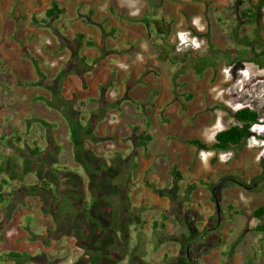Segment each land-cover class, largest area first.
<instances>
[{
    "label": "crops",
    "instance_id": "1",
    "mask_svg": "<svg viewBox=\"0 0 264 264\" xmlns=\"http://www.w3.org/2000/svg\"><path fill=\"white\" fill-rule=\"evenodd\" d=\"M232 1L0 0V184L6 181L1 192L16 198L15 202L21 201L15 205L8 222L0 227V256L9 251L34 255L38 238H32L28 232L33 229L20 219L34 214L41 227L53 230L56 224L52 213L63 220V194L69 192L73 205L80 204L84 210L91 208L84 197L82 202L79 200L85 194L82 177L66 170L81 165L95 166L97 176L103 175L102 162L107 166L111 161L115 164L112 175L119 172L116 169L120 166L126 167L128 160L135 168H150L151 176L141 178V182L147 186L145 180L152 185L144 190L154 201L141 206L147 211L151 208L157 215L152 221L155 228L174 231L170 225L176 210L171 199L175 197L164 188L165 183L175 180L170 172L173 166L184 179L188 163L193 162L198 169L199 159L187 160L185 164L180 159L167 165L160 158L142 155L143 149H139V136L152 135L148 123L160 115L156 111L157 99H150L151 94L163 75L167 77V69L158 60V41L174 37L188 26H205L211 19L227 18L225 14ZM54 4L57 6L54 14L46 16ZM208 8L212 9L211 15L207 14ZM32 19L36 22L32 23ZM38 99H50L52 109ZM142 101L146 104L144 108ZM64 103L72 106L82 129L79 157L76 144L72 145L68 138L73 131L67 114L62 112ZM104 152L109 153L107 161ZM55 165L62 168L56 169ZM9 180L12 188L8 190ZM44 184L50 190L53 185L55 194L39 188ZM193 184L196 182L189 183ZM29 185L36 186L38 192H29ZM196 187L201 188L199 184ZM194 189L189 193H196ZM198 192L202 198L192 199L188 205L207 204L208 220L199 229L202 232L208 225L213 233L209 237L203 234L191 249L203 243L205 250L190 254L187 248H181V258L173 261L174 252L168 248L160 260L167 257L170 264H183L182 259L186 264H264V244L260 233L254 230L258 219L247 210L233 209L230 212L233 216L243 218L236 227L226 218L229 212L221 213L217 204L205 202L211 194ZM162 214L166 215L165 220ZM179 219L181 224L186 223ZM103 221L102 226H106ZM93 228L100 233L101 229ZM234 233L242 237L233 240V245L225 250L229 244L221 240V235L228 239ZM55 244L58 245L51 241L45 245V252L56 251L52 247ZM23 264L36 263L28 260Z\"/></svg>",
    "mask_w": 264,
    "mask_h": 264
},
{
    "label": "rangeland",
    "instance_id": "2",
    "mask_svg": "<svg viewBox=\"0 0 264 264\" xmlns=\"http://www.w3.org/2000/svg\"><path fill=\"white\" fill-rule=\"evenodd\" d=\"M246 8L256 11V18L251 23L241 24L240 14ZM211 10L207 9L208 15L212 14ZM225 15L228 17H223L221 21L211 19L205 26H188L185 31L175 33L174 37H164L158 41V60L167 69V77L163 75L151 94L150 99H157L156 111L160 115L148 123V131H153L151 140L145 144V148L139 143V149H143L142 155L160 158L167 165L180 159L184 160V164L187 160L199 159L198 169L193 162L191 165L188 163L184 179L165 183L164 188L173 192L175 197L171 199L176 204V210L171 215L173 223L170 225L174 231L155 228L152 221L158 218L157 215L151 208L147 211L141 206L142 203L151 204L154 201L144 190L149 188L147 181L144 180L147 186L141 182V178L151 176L148 172L150 168H135L128 160L126 167L120 166L116 169L119 172L112 175L115 164L111 161L107 166L102 162L100 169L103 175L95 179L93 171L96 167L87 169L81 165L66 170L77 172L76 175L82 177L81 188L85 190L82 196L87 205L91 204V208L86 210L89 212L92 209V215L86 212L84 222L80 212L77 214L70 206L73 204L72 197L67 194L69 192L63 194V220L50 230L57 232H53L54 238L49 240L45 239L49 230L39 225L34 214L22 216L20 220L24 225H29L32 232H36L29 233L38 238L36 241L39 244L32 255L35 259L42 262L49 260L51 264H170L167 257L160 260L168 248L174 252L173 261L179 260L181 248H187L193 239H196L194 243L198 242L203 234L209 237L213 233L208 225L202 232L199 229L207 219V204L188 205L192 199L202 198L198 191L211 194V198H206L205 202L217 204L221 213L229 212L226 218L236 227L242 224L243 218L233 216L230 213L233 209L251 212L264 202V147H260L264 135L255 132L264 133V120L252 128V134L242 146L230 151L198 150L186 142L187 138H198L211 145L218 130L237 123L232 114L244 107L254 109L264 117V57L259 59V64L252 60L256 58L255 54L264 49V0H233ZM231 15L234 17L231 18ZM189 94L191 97L188 99ZM38 100L52 109L53 106L47 104L46 99ZM145 106L142 101L141 107ZM165 109L166 116H163ZM81 130L77 128L70 133L68 138L72 145L77 144L75 142ZM103 158L107 161L109 153L104 152ZM138 158L139 155L137 161ZM58 167L62 168L55 165L56 169ZM194 170L197 173H193ZM190 182H196L195 186L199 184L200 190L196 187V193H189L187 187ZM11 183L9 180L6 189L12 188ZM52 191L55 193L53 185ZM7 208L11 213L16 209L10 205ZM97 216L99 220L104 219L106 233L96 241H89L90 236L82 234L81 222H74L83 221V230H87L90 227L87 221L90 220L92 224ZM179 218L186 223L181 224ZM0 219L2 222L3 217ZM244 219L247 221L246 216ZM234 234H229L228 239L221 235V240L229 244L225 250L233 245V240L242 237ZM77 237L86 240L85 246L88 248L79 247ZM51 241L58 243L52 246L56 251L46 253L44 246L50 245ZM3 260L0 256V264L9 261ZM181 261L183 264L187 262L184 259Z\"/></svg>",
    "mask_w": 264,
    "mask_h": 264
},
{
    "label": "trees",
    "instance_id": "3",
    "mask_svg": "<svg viewBox=\"0 0 264 264\" xmlns=\"http://www.w3.org/2000/svg\"><path fill=\"white\" fill-rule=\"evenodd\" d=\"M57 6L54 4L52 8L48 9L46 11V16H51L54 14L55 10H56ZM256 14L257 12L252 10L251 8H246L245 10L242 11V13L240 14V22L242 23H251L254 21V19L256 18ZM36 22L35 19H32V23ZM245 41H248L247 39ZM90 44V41H88ZM254 52V51H253ZM255 54V53H254ZM256 58L252 59L253 61H257L259 64V59L264 57V49L262 48L259 53L255 54ZM191 97V95H187V98L189 99ZM61 100V99H59ZM46 103L49 105L53 104L51 103L50 99H46ZM64 113L67 114L66 119L68 121V125L70 127V129L72 131H75L77 128H80V125H78V122L76 120V112L73 110L72 106L68 105V103H64L63 105V111ZM232 117L237 121L236 124L225 128L223 130H218L215 135H214V142L211 145H208L206 143H204L203 141H201L198 138H187L186 142L188 144L194 145L198 150H214V151H230L233 148L236 147H240L242 146V144L247 140V138L252 134L251 132V127L258 123L259 120L261 119V116L258 114V112L254 109L251 108H241L239 110H237L236 112H234L232 114ZM83 133L85 135H88L87 132L83 131ZM82 131H80V135L78 137L77 140V144H76V155L77 157H79L80 151H81V141H82ZM149 140H151V135L149 134H142V136H139V143L140 144H146ZM90 167H92L91 165H87L85 168L87 169H91ZM93 171V170H91ZM171 174L174 176L175 181H180L182 178L180 177V173L177 171V169L173 166L170 169ZM97 169L95 171H93V177L96 179L97 177ZM2 184H6V181H3L0 184V218L3 217L2 222L0 219V227H2L3 225H5L9 218H10V213L8 212L7 206L9 207H15V205L17 203H19V201L15 202L13 197H8V195L6 193L1 192V186ZM146 184L151 187V185H149L148 182H146ZM29 192L31 193H36L37 191V187L36 186H32L29 185L28 186ZM195 187V184L193 185H188L187 189L188 190H193ZM42 190H44L45 192L51 193L50 190L46 184H44L43 186L39 187ZM39 189V190H41ZM41 190V191H42ZM56 192V190H55ZM95 192V191H94ZM55 194V193H54ZM17 200V199H16ZM80 202H82L83 200V196H80L79 198ZM72 206V209H74L77 214L80 212L79 215H81L83 218H81L84 222L86 219L87 214H85L87 211L84 210L83 206L78 204L77 206ZM244 211V209H242ZM12 211V210H11ZM89 214L92 215L91 210L89 212H87ZM253 217L257 218L260 222L257 223V225L254 227V230L257 231L258 233H260V239L264 244V221H262L264 219V202L257 206L256 208H254L251 213H250ZM101 218V216H99ZM94 218V217H93ZM162 220H165L167 217L165 214L161 215ZM52 219L54 221L55 224H57L60 219L56 218L54 213H52ZM66 220V219H65ZM102 220L103 218H101V220H99L98 216L94 218L93 223L91 224V221H87L88 224L90 225V227L87 230H83L85 225L83 221H77L74 223H80L81 222V226H82V234L86 235L88 234L90 236V240L89 241H96L98 240L100 237L104 236V234L106 233V229H107V225L106 226H102ZM83 222V223H82ZM157 224V223H156ZM98 227L99 229H101L98 233L96 229L93 228V226ZM161 228H164L165 225L164 223L160 224ZM92 228V229H91ZM74 230V229H73ZM54 231H50L48 232V236L45 239H52L54 238V233L57 232L55 230ZM29 233V232H28ZM98 233V235H97ZM99 236V237H98ZM85 237V236H84ZM96 237H98L96 239ZM32 238H35L34 235H32ZM85 240V239H84ZM196 239H193L192 242H194ZM189 243L187 246V251L191 254L194 253V250L197 251L198 253H200V251H204L206 247L203 243H200L198 245L193 246L191 249V246L193 243ZM77 243H79V247L83 248L86 247V240L83 241L82 239H78L77 237ZM88 248V247H86ZM1 257H3L4 259H8V260H16L14 261L13 264H23L25 263V261L28 260H32L35 261L36 264H51L49 262V260H46L44 262L42 261H38L37 259H35V257H33L32 255H30L29 253H19V252H15V251H9L6 252L4 254L1 255Z\"/></svg>",
    "mask_w": 264,
    "mask_h": 264
},
{
    "label": "clouds",
    "instance_id": "4",
    "mask_svg": "<svg viewBox=\"0 0 264 264\" xmlns=\"http://www.w3.org/2000/svg\"><path fill=\"white\" fill-rule=\"evenodd\" d=\"M252 84V83H251ZM249 85V84H248ZM248 85H246L245 86V90H247V87H248ZM253 85V84H252ZM262 120H264V117H261V119L259 120V122L258 123H256V124H254L252 127H251V130H253L252 128L253 127H255V126H257V124H262V122H260V121H262ZM255 132H257L259 135L261 134V135H264V133L262 132V133H259L258 131H255ZM260 147L262 148V147H264V138H261V145H260Z\"/></svg>",
    "mask_w": 264,
    "mask_h": 264
},
{
    "label": "bare ground",
    "instance_id": "5",
    "mask_svg": "<svg viewBox=\"0 0 264 264\" xmlns=\"http://www.w3.org/2000/svg\"><path fill=\"white\" fill-rule=\"evenodd\" d=\"M255 127H257V126H255Z\"/></svg>",
    "mask_w": 264,
    "mask_h": 264
}]
</instances>
